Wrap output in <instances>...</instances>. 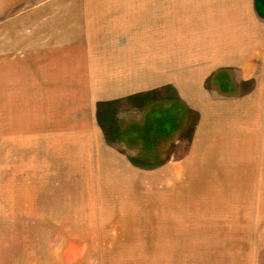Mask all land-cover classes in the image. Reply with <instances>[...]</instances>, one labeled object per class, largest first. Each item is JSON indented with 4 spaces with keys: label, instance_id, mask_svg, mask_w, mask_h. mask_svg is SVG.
Segmentation results:
<instances>
[{
    "label": "rangeland",
    "instance_id": "1",
    "mask_svg": "<svg viewBox=\"0 0 264 264\" xmlns=\"http://www.w3.org/2000/svg\"><path fill=\"white\" fill-rule=\"evenodd\" d=\"M150 1L0 0V264H264V107L231 106L252 83L226 97L191 76L200 110L187 112L158 90L179 139L125 142L118 127L152 108L86 107L78 83L38 75V56L75 41L105 45L101 65L118 44H147L121 19H148Z\"/></svg>",
    "mask_w": 264,
    "mask_h": 264
},
{
    "label": "crops",
    "instance_id": "2",
    "mask_svg": "<svg viewBox=\"0 0 264 264\" xmlns=\"http://www.w3.org/2000/svg\"><path fill=\"white\" fill-rule=\"evenodd\" d=\"M135 22L121 19L124 30L134 32L136 27L138 33L141 28L148 32L147 44L130 41L118 44L116 49L108 51L116 54H106L101 65V56L93 53L103 51L105 45H88L86 40L85 43L78 41L82 44L77 45L75 41L72 43L76 44L60 47L59 53L52 56L42 59L38 56V75L54 86L57 82L78 83L81 99L87 101L83 104L86 107L94 108L98 102L107 107L111 105L106 104L113 101L131 100L132 104L143 107L142 110L152 108L146 109L140 120L127 122L129 125L123 130L118 127L117 131L124 134L123 141L175 139L176 119L167 115L170 111L162 110L156 101L162 97H155V93L163 89L170 91L163 100L181 103L185 111L180 109V112H187L189 108L199 111L198 105L193 106L188 101L187 94L194 99L199 93L197 89L189 90L191 76L198 80L203 76L204 82L214 78V89L226 97L231 95L230 85L233 91L236 86L240 89L241 84L252 83L250 89L232 97L233 103L229 105L235 108L236 116H244L238 114L242 107L247 111L264 107V0L261 3L259 0H151L148 19ZM129 32H124L123 36ZM189 37L196 38L190 42ZM210 39L214 43L212 51L206 47ZM190 51L196 52V58L201 61L191 68L188 64ZM141 52L147 54L143 56ZM141 62L145 64L142 66ZM227 75H232V81ZM51 98L46 99H55ZM198 100L196 97V102ZM148 101H152L153 107ZM50 106L56 107L55 102ZM227 113L226 110L220 114L216 123H230L225 119ZM216 128L214 125L211 131ZM121 134L118 133L119 138ZM224 253L223 257L227 258V252Z\"/></svg>",
    "mask_w": 264,
    "mask_h": 264
},
{
    "label": "trees",
    "instance_id": "3",
    "mask_svg": "<svg viewBox=\"0 0 264 264\" xmlns=\"http://www.w3.org/2000/svg\"><path fill=\"white\" fill-rule=\"evenodd\" d=\"M146 136V135H145Z\"/></svg>",
    "mask_w": 264,
    "mask_h": 264
}]
</instances>
